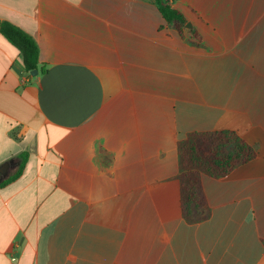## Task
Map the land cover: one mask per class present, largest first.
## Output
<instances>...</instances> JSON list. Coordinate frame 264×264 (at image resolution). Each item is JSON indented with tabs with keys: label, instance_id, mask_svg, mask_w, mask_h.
Wrapping results in <instances>:
<instances>
[{
	"label": "crops",
	"instance_id": "crops-1",
	"mask_svg": "<svg viewBox=\"0 0 264 264\" xmlns=\"http://www.w3.org/2000/svg\"><path fill=\"white\" fill-rule=\"evenodd\" d=\"M169 2L183 36L154 0H0L45 67L0 32V264H264V0ZM214 131L257 156L188 224L178 145Z\"/></svg>",
	"mask_w": 264,
	"mask_h": 264
},
{
	"label": "trees",
	"instance_id": "trees-1",
	"mask_svg": "<svg viewBox=\"0 0 264 264\" xmlns=\"http://www.w3.org/2000/svg\"><path fill=\"white\" fill-rule=\"evenodd\" d=\"M166 22L183 36L187 24L185 15L173 8L169 0H154ZM0 32L14 45L23 58L28 73H44L40 64V51L36 40L18 26L0 20ZM200 40L199 34L193 32ZM182 213L188 224H197L208 218V200L202 176L222 178L238 167L253 161L256 150L233 131L195 132L178 145ZM26 158L24 157V163ZM23 166L17 176L21 174Z\"/></svg>",
	"mask_w": 264,
	"mask_h": 264
},
{
	"label": "water",
	"instance_id": "water-1",
	"mask_svg": "<svg viewBox=\"0 0 264 264\" xmlns=\"http://www.w3.org/2000/svg\"><path fill=\"white\" fill-rule=\"evenodd\" d=\"M186 28H192V24L188 23L186 25ZM38 73L39 72L37 70H35V71L31 72V75L34 76V77H36L38 75Z\"/></svg>",
	"mask_w": 264,
	"mask_h": 264
}]
</instances>
